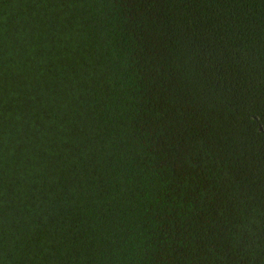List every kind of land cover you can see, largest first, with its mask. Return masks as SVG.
Returning a JSON list of instances; mask_svg holds the SVG:
<instances>
[{"label": "trees", "instance_id": "obj_1", "mask_svg": "<svg viewBox=\"0 0 264 264\" xmlns=\"http://www.w3.org/2000/svg\"><path fill=\"white\" fill-rule=\"evenodd\" d=\"M0 264H264V0H0Z\"/></svg>", "mask_w": 264, "mask_h": 264}]
</instances>
